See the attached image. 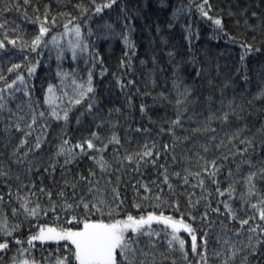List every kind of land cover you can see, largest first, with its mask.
Listing matches in <instances>:
<instances>
[{"label": "snow or ice", "instance_id": "snow-or-ice-1", "mask_svg": "<svg viewBox=\"0 0 264 264\" xmlns=\"http://www.w3.org/2000/svg\"><path fill=\"white\" fill-rule=\"evenodd\" d=\"M70 2L72 10L56 13L51 0L0 5V264H264V63L255 88L245 63L264 55V40L253 42L264 37V11H252L251 23L247 7L235 13L250 41L224 32L210 0ZM193 8L243 49L240 69L221 77L218 65L213 71L194 55L167 51L175 95L162 91L152 103L172 104L174 118L153 119L141 102L134 123L131 94L140 89L132 22L145 9L168 10L172 29ZM114 14L126 59L112 76L127 115L123 105L105 110L94 82L98 65L100 81L108 69L92 38L115 34L106 22ZM186 31L190 45L194 34ZM45 54H54L59 82L37 97ZM150 60L156 67L155 53Z\"/></svg>", "mask_w": 264, "mask_h": 264}, {"label": "trees", "instance_id": "trees-1", "mask_svg": "<svg viewBox=\"0 0 264 264\" xmlns=\"http://www.w3.org/2000/svg\"><path fill=\"white\" fill-rule=\"evenodd\" d=\"M4 2L5 0H0V5ZM172 2L175 4H187L189 0H172ZM210 2L213 4V12L210 14L213 16L218 15L223 18L225 24L224 32H227L229 36L237 37V39L243 37L250 41L252 40L251 31L247 30L243 23L244 16H238L235 13L247 7L249 23H251L252 19H255L251 17L252 11H255L258 15L264 11V0H210ZM57 3L60 4L61 8L58 9L56 7ZM51 4L53 13L61 9L72 10V2H70V0H51ZM230 11L233 13L232 15L229 14ZM8 15L11 17L13 13H9ZM62 19L63 17H58V21ZM168 19H170V11L168 10L153 11L152 9H145V12L132 22L135 31L131 35L138 49L137 55L133 58L134 76L138 81L137 86L140 89V93L131 94L134 106L131 111L132 120L137 124L141 122L140 113L137 110L141 102L148 105L149 114L153 115V119H157L159 115L165 113L169 117L174 118V107L172 104L164 102L162 105H154L152 103V97L158 96L162 91L170 97L175 95L174 90H172V65L169 64L167 51L172 50L176 52L177 59L181 56L191 59L194 55L201 65L207 66L213 71H215L218 65L221 77H234L237 74V70L241 67L239 57L243 49L239 47V44L230 42L226 36L215 29V26L212 25L211 22L201 18L195 8H193L191 15L182 16L178 21H174L173 23L175 26L172 29H168L166 22ZM106 22L113 25L115 34L110 39L96 41L95 37H93L92 40L97 45L100 56L104 59V66L108 69V72L104 80L100 81V68L98 65L94 72V82L97 84L98 91L101 93V98L106 105L105 110H107V107H121L123 105L122 112L124 115H127L129 109L126 107L123 93L114 86L115 80L112 76V73L116 72L118 69L119 59L125 58L123 53L126 49L120 38V33L123 30V22L117 20L115 14L107 19ZM89 24L93 28V31L97 30L95 20L89 22ZM157 24H159L161 28L159 34L155 31ZM87 26L88 24L84 25V27ZM26 27L29 29L32 28L31 25H26ZM186 29H190L194 34L191 37L190 45ZM196 34H198V38ZM214 36L215 38H213ZM161 37H163V42ZM262 40H264V37H261L257 33L253 42L259 46ZM262 52H264V48H262ZM153 53L156 54V67L153 66L150 60ZM141 60H145L146 63L141 65ZM173 63H175V61H173ZM245 63L247 64L248 74L252 77L250 87L255 88L258 83L256 74L260 64L264 63V55L254 54V56L248 57ZM56 66L57 61L54 54L51 59L48 58L47 54L41 59V66L37 69L36 78L34 80L36 85L35 95L37 97L41 96L40 89L42 86L46 88L49 82L53 84L59 82L55 75ZM63 68L68 70V61L63 62ZM160 68H163L164 71L161 72ZM83 69L84 63L81 61L78 70L81 72V75H86ZM188 71L191 72L192 69L188 68ZM144 92H150L151 96L143 95ZM260 119L261 118L258 116L255 118L257 126H259ZM122 122L121 120V123ZM143 123L147 124V121L144 120ZM160 123H162V121H158L157 124L152 125L153 129L159 127ZM53 127L55 128V125ZM75 128L76 125L73 121L69 128V135H76ZM164 139L167 141V137ZM259 151L260 149L257 148L258 153ZM227 166L226 163V167ZM57 178L59 179V172L57 173ZM128 195L131 196L132 193L129 191ZM132 211L135 214V210L133 209Z\"/></svg>", "mask_w": 264, "mask_h": 264}]
</instances>
